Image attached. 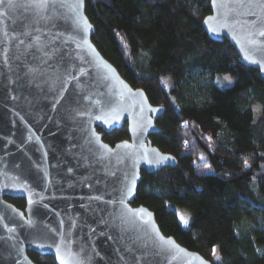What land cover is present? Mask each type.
<instances>
[{"label":"water","instance_id":"95a60500","mask_svg":"<svg viewBox=\"0 0 264 264\" xmlns=\"http://www.w3.org/2000/svg\"><path fill=\"white\" fill-rule=\"evenodd\" d=\"M260 2L210 0L201 24L264 78ZM85 3L48 0L40 20L33 0H0V264H36L28 251L55 264H212L164 234L153 211L132 204L141 170L177 159L150 139L164 106L101 54ZM38 35L54 40L47 64L28 48ZM105 100L111 105L96 103ZM125 122L127 139L103 140ZM157 156L171 159L148 162ZM6 197L22 198L24 207Z\"/></svg>","mask_w":264,"mask_h":264},{"label":"trees","instance_id":"16d2710c","mask_svg":"<svg viewBox=\"0 0 264 264\" xmlns=\"http://www.w3.org/2000/svg\"><path fill=\"white\" fill-rule=\"evenodd\" d=\"M209 12L210 0L85 3L101 54L151 104L164 106L150 139L177 159L141 170L132 204L153 211L164 234L212 264H264V78L228 40L208 37L201 21ZM127 138L126 122L103 134L110 145ZM6 199L24 207L22 198ZM172 204L191 212L188 225ZM28 255L54 264L50 255Z\"/></svg>","mask_w":264,"mask_h":264},{"label":"snow or ice","instance_id":"6c2138e0","mask_svg":"<svg viewBox=\"0 0 264 264\" xmlns=\"http://www.w3.org/2000/svg\"><path fill=\"white\" fill-rule=\"evenodd\" d=\"M260 8H264V0H261V2L257 5ZM32 7L36 10V15L39 17L40 20L46 19V17L42 14L45 9L48 7V0H33ZM255 23V22H253ZM214 31V30H213ZM252 33H249V36H251ZM260 36H264V31L259 32ZM55 39V38H54ZM254 41H250L252 43ZM23 43V41H21ZM28 48L34 49V53L32 56L33 61H39V63L47 64L48 60H51L54 53L56 52V48L54 47V40L51 43H45L41 40L40 36L33 37V42L28 45ZM47 58V59H46ZM51 66V65H49ZM32 71H39L38 68L32 69ZM225 79H229V77H225ZM85 99H89L88 97H85ZM96 103L103 105H111V100H105V101H96ZM155 111V110H153ZM78 115H83V113H78ZM118 119V117H116ZM185 125L187 124V121L184 122ZM207 139L211 140L210 137ZM185 144L187 145V141H185ZM106 147V146H105ZM161 159H171L170 157H159L157 156L154 160L148 161L149 163H159ZM201 160H203V156L200 157ZM245 167H249L247 164V161H245ZM181 220L184 223H187V220H184L183 217H181ZM38 247H43V245H38ZM215 251V249L213 250ZM218 258V257H217ZM61 264H65L64 261H61Z\"/></svg>","mask_w":264,"mask_h":264},{"label":"rangeland","instance_id":"374dc122","mask_svg":"<svg viewBox=\"0 0 264 264\" xmlns=\"http://www.w3.org/2000/svg\"><path fill=\"white\" fill-rule=\"evenodd\" d=\"M225 77H229V79H225ZM223 78L225 79L226 82H228V84L231 83V82H233V77H231V76L224 75ZM218 80H219V79H218ZM162 82H163V84L165 85L166 88H169V87L172 85V84H171V79H170V77H168V76H164V77H162ZM172 205H173V204H172ZM173 207H174L175 211L177 212L178 219H179L180 223H181L182 225H184V226H185V225H188L189 222H190L191 216H192L191 212H190L188 209L184 208V207H179V206H176V205H173ZM181 217H183L184 220H187V223H184V222L181 220ZM214 249H215L214 253L217 255V253H218V248L215 247Z\"/></svg>","mask_w":264,"mask_h":264},{"label":"flooded vegetation","instance_id":"af4514ba","mask_svg":"<svg viewBox=\"0 0 264 264\" xmlns=\"http://www.w3.org/2000/svg\"><path fill=\"white\" fill-rule=\"evenodd\" d=\"M28 252H32V253H36V252H33V251H28ZM38 254V253H37ZM39 255H41V254H39ZM42 256H46V255H42ZM53 261H54V259H53ZM55 264V263H54Z\"/></svg>","mask_w":264,"mask_h":264}]
</instances>
